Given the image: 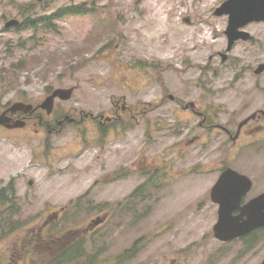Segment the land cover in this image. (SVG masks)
<instances>
[{
	"label": "rangeland",
	"instance_id": "1",
	"mask_svg": "<svg viewBox=\"0 0 264 264\" xmlns=\"http://www.w3.org/2000/svg\"><path fill=\"white\" fill-rule=\"evenodd\" d=\"M223 1L0 0V113L74 87L50 115L39 109L41 118L21 128L0 125V187L13 181L18 195L16 216L0 215V264H47L72 245L82 258L64 264H260L262 232L214 237L209 192L226 164L252 178L246 198L263 191L264 142L232 160L195 115L163 98L206 105L213 116L242 112L251 86L257 105L264 99V72L253 73L264 63V22L246 25L251 39L222 61L227 15L213 12ZM76 6L85 10L70 14ZM10 19L20 24L4 27ZM32 19L35 26L24 24ZM123 99L144 104L139 123L120 117ZM111 102L117 121L128 124L108 136L111 167L142 164L93 185L91 117L109 114ZM63 116L75 121L60 127Z\"/></svg>",
	"mask_w": 264,
	"mask_h": 264
},
{
	"label": "water",
	"instance_id": "2",
	"mask_svg": "<svg viewBox=\"0 0 264 264\" xmlns=\"http://www.w3.org/2000/svg\"><path fill=\"white\" fill-rule=\"evenodd\" d=\"M40 1V0H37ZM216 16L227 15V26L224 33L227 37L225 52H220L221 60L227 58V52L237 40H248L249 32L244 27L252 22H264V0H224L213 12ZM189 22L188 17L184 19ZM16 19L4 23V27L18 25ZM264 71V63H259L254 69L255 74ZM74 87H58L53 89L37 106L30 103L16 101L0 113V125L6 128H20L26 124L23 118L13 119L12 114L22 112L31 114L37 108L50 114L56 98L65 101L71 98ZM171 99L173 95L169 96ZM32 184V180L28 181ZM252 186L251 179L231 167L224 168L210 189V199L217 205V220L213 225V235L219 241H229L247 233L264 227V192L251 197L241 204L243 197ZM237 211V212H236ZM100 218L93 221L96 225ZM264 264V258L260 262Z\"/></svg>",
	"mask_w": 264,
	"mask_h": 264
},
{
	"label": "flooded vegetation",
	"instance_id": "3",
	"mask_svg": "<svg viewBox=\"0 0 264 264\" xmlns=\"http://www.w3.org/2000/svg\"><path fill=\"white\" fill-rule=\"evenodd\" d=\"M227 59L228 55L225 60ZM169 95L170 94L165 93L163 98H169ZM241 98L242 100L244 99V101H241L243 102L242 106H244V110L237 114L229 113V115L226 116L224 114L219 116L220 113H216L215 116H213L210 107L206 105L197 107L196 103L193 101L182 103L175 97L171 100H176L181 109L189 111L191 115H195V117L199 119L198 126L200 130L204 131L207 138L211 137L218 139V148L220 151H223L226 156L233 160L242 155V153L247 154L250 151L253 152L257 142H264V99L259 105H257L254 98L253 86L249 87L248 94L246 96H242ZM223 104L225 103H222V105ZM112 106L113 104L111 102L109 114L102 115V113H100L91 117L94 131L93 147H96L94 153L95 160L93 164L96 172V178L92 182L93 185L109 183L116 178H120L123 174H128L135 169L140 171V165L142 164V160L139 161L137 159V166L130 165L129 167H121L115 170L112 169L111 155L113 139H110L108 136L112 133L113 129H125L126 125H128L124 121H117L119 114L114 115L112 112ZM116 106L120 110V113H122V115H120L122 119L123 117L124 119L130 117L138 123L145 107L140 101L129 102L126 99H123L122 103L117 104ZM74 121L75 120L71 117L63 116L61 119H58L57 124L62 127L65 122L73 123ZM199 137V135H194L188 143L190 142L193 144ZM101 156H103V158H101ZM226 166L231 167L229 164L224 165V167ZM246 200H248V198L245 196L241 203L243 204ZM101 219L103 220V217H101ZM172 263H174V259L170 262V264Z\"/></svg>",
	"mask_w": 264,
	"mask_h": 264
},
{
	"label": "trees",
	"instance_id": "4",
	"mask_svg": "<svg viewBox=\"0 0 264 264\" xmlns=\"http://www.w3.org/2000/svg\"><path fill=\"white\" fill-rule=\"evenodd\" d=\"M29 6H30V4L26 5L25 8H28ZM83 10H85L83 6H76V7H72V9H70L68 12L70 14H74V13H81ZM57 14H59V13H57ZM44 19L46 20V17H43V16L40 18H37L38 22H43ZM35 20L36 19H32L31 20L32 23H29V21L26 20V21H24V24L35 26V23L33 22ZM18 116L22 117L23 114H19V115H17V117ZM35 116H36V114H34L33 116H31V115L26 116V120L31 119V118L33 119V118H35ZM36 117H38L39 119L41 118L39 115ZM57 121H58V119H56V123H57ZM39 123L42 126L44 124L42 122H39ZM141 188H144V185L138 186L135 190L132 191L130 196L134 197L135 195L140 193ZM17 206H18L17 191H16V188H15L13 181H9L0 187V215L5 218L4 220H6V217L9 215L11 216V218L16 216V214L13 212H16L15 210L17 209ZM49 220H50V218L45 221L46 223L44 222L45 226H47L49 224V222H48ZM8 224L10 225V223H8ZM11 225H12V227H9L10 230H13L14 228L15 229L19 228L17 225H14L12 223H11ZM45 226H43V228ZM256 232H262V235L264 236V228H260V229H256V230L250 232L249 234H247L245 236V238L252 236ZM242 239H244V238H242ZM134 247H135V245H133L132 248L125 250L126 254L129 253L127 251H132ZM124 256L125 255L123 254L121 257H124ZM80 258H82V254H79L77 249L75 248V246L72 245V246H69L66 250H64L63 254L56 255L53 258H51V261H49L47 264H64L68 260H77L78 261Z\"/></svg>",
	"mask_w": 264,
	"mask_h": 264
}]
</instances>
